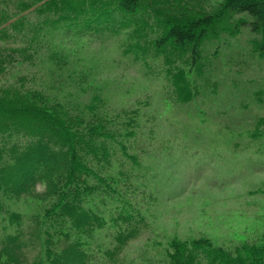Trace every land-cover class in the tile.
<instances>
[{
  "label": "rangeland",
  "instance_id": "1",
  "mask_svg": "<svg viewBox=\"0 0 264 264\" xmlns=\"http://www.w3.org/2000/svg\"><path fill=\"white\" fill-rule=\"evenodd\" d=\"M218 3L206 0L200 7L209 11ZM40 33L43 45L33 52V62L0 69V97L14 104L41 92L73 115L83 111L86 118H99L117 136L99 172L114 180L124 172L133 188L124 194L138 202L140 216L127 209L138 232L109 260L103 253L118 242L119 212L104 195L87 198L106 224L89 236L68 227L67 240L89 241L79 255L83 263H168L173 239L198 236L226 250L264 247V58L253 49L248 26L202 43V70L194 80L198 92L185 102L175 98L159 58L149 54L143 61L125 51L127 30L97 36L44 27ZM53 51L67 56L62 69L51 59ZM94 95L97 108L88 112ZM89 181L97 183L92 176ZM43 189L38 183L30 195L4 199L20 214L25 231L51 203ZM6 226L0 221V240ZM38 229L51 242L52 258L65 252L58 229L46 224ZM33 253L26 248L28 256ZM5 261L0 253V264Z\"/></svg>",
  "mask_w": 264,
  "mask_h": 264
},
{
  "label": "trees",
  "instance_id": "2",
  "mask_svg": "<svg viewBox=\"0 0 264 264\" xmlns=\"http://www.w3.org/2000/svg\"><path fill=\"white\" fill-rule=\"evenodd\" d=\"M202 1L206 0H0V69L5 63L33 62V52L43 45L40 32L44 27L97 36L127 30L122 43L125 51L143 61L149 54L159 58L175 98L189 101L198 92L194 80L202 70L200 47L204 41L248 26L253 49L264 58V0H219L217 8L209 11L200 7ZM51 59L60 69L67 62V56L62 59L57 51L51 53ZM93 98L91 108L86 105L88 112L97 108L94 101L99 96ZM85 118L83 111L73 115L41 92L14 104L0 97V221L7 222L0 253L6 264H85L79 255L89 241L80 237L67 240L68 227L77 236H89L96 226L106 224L98 208L87 201L98 194L108 198L109 207L118 210L116 218L121 221L115 223L118 242L103 254L113 260L115 248L122 249L137 234L130 222L133 211L140 216L138 202L132 203L124 194L127 189L133 191L131 183L122 171L120 180H114L98 169L109 162L113 148L109 141L117 136L99 118H94L96 122ZM90 176L97 183L90 182ZM38 183L51 203L37 219L39 226L33 222L35 227L26 226L25 231L20 214L10 211L4 199L30 195ZM45 224L58 229L66 242L65 252L56 258L50 255L51 242L42 240L38 229ZM26 248L34 249L32 256L26 254ZM263 248L244 245L226 250L205 236L173 239V255L163 264H201L202 260L208 264H264ZM42 254L47 255V262Z\"/></svg>",
  "mask_w": 264,
  "mask_h": 264
}]
</instances>
